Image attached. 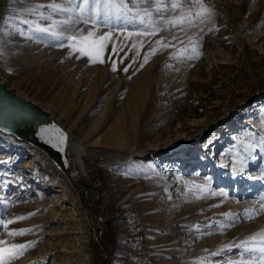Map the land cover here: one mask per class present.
I'll list each match as a JSON object with an SVG mask.
<instances>
[{
  "label": "rangeland",
  "instance_id": "374dc122",
  "mask_svg": "<svg viewBox=\"0 0 264 264\" xmlns=\"http://www.w3.org/2000/svg\"><path fill=\"white\" fill-rule=\"evenodd\" d=\"M81 7L113 34L104 63L70 47ZM0 80L71 129L108 204L96 234L52 162L0 133V248L29 245L9 264H264V0H0Z\"/></svg>",
  "mask_w": 264,
  "mask_h": 264
},
{
  "label": "water",
  "instance_id": "95a60500",
  "mask_svg": "<svg viewBox=\"0 0 264 264\" xmlns=\"http://www.w3.org/2000/svg\"><path fill=\"white\" fill-rule=\"evenodd\" d=\"M41 128L48 129V131L42 133ZM55 129H59L67 137L63 145H59V133ZM0 132L40 150L62 173L69 175L71 163L68 152L71 135L50 113L15 94L1 81Z\"/></svg>",
  "mask_w": 264,
  "mask_h": 264
},
{
  "label": "snow or ice",
  "instance_id": "6c2138e0",
  "mask_svg": "<svg viewBox=\"0 0 264 264\" xmlns=\"http://www.w3.org/2000/svg\"><path fill=\"white\" fill-rule=\"evenodd\" d=\"M83 4L85 6H87L89 4V0H83ZM178 6L179 5L177 3H173L171 5L172 8H177ZM49 7H52L53 10H59V11H65V12L71 11V9L60 8L59 5H55V4L49 5ZM85 10H86L85 7L80 8V15H81L80 22H82L85 25L91 24L92 28H89L87 30L86 35L79 36V37L78 36H72V37H68L67 39L72 41V44L70 45V47H75L77 42H79L82 46L77 47L76 50L79 51L82 56H87L91 63H104L105 61L102 58V53L107 48V44L105 43V41H110L112 39L113 34L111 32H107V33H104L103 35H100L98 37L95 36L94 30H95L96 21L92 17L85 18ZM157 10L160 11L161 9L158 7ZM146 15H149V14L146 13ZM173 23H182V21H175ZM40 30L44 31V32L48 31L47 28L40 29ZM81 31L83 32L84 30H81ZM155 34H156L155 31H152L149 33H144V32L128 33L127 35L132 36V35H155ZM157 44H160L164 47L169 46V45H165L162 40H158ZM122 50H123L122 47L118 48L117 45H115V44H113L112 49H111L113 54H118V52L122 51ZM155 51H156V49H153L152 53L154 54ZM77 58H79V57H77ZM109 59H111V57H109ZM148 59H149L148 55H145L144 62L147 63ZM121 63H123V59H121ZM142 66L143 65H141V67ZM111 67H112L113 71H117V65H116V62L114 60L111 63ZM123 70L125 72H127L128 68L125 67ZM40 131L43 133V132H47L48 129L41 128ZM55 131L57 133H59V136H58L59 145H63V143L66 141L67 137L62 132H60L59 129H55ZM61 150H62V148H61ZM261 209L264 210V205H261ZM17 219H24V217H18ZM12 223H14V221H12V220H8L7 222L0 221V224H2L3 227H5V228L8 227V225H10ZM26 231H30V230L22 229L19 232L10 231L9 235H11V236L19 235V234H23ZM261 236H262V239H264V234H261ZM252 239L254 240V239H256V237H252ZM0 244H6V242L0 241ZM28 247H29V245H27V244H12V245H9L7 247L0 248V264H9L10 260L17 259L20 255L23 254V250H27ZM258 251L261 252L262 254H264V247L259 248ZM261 259L264 260V256H262Z\"/></svg>",
  "mask_w": 264,
  "mask_h": 264
},
{
  "label": "bare ground",
  "instance_id": "6f19581e",
  "mask_svg": "<svg viewBox=\"0 0 264 264\" xmlns=\"http://www.w3.org/2000/svg\"><path fill=\"white\" fill-rule=\"evenodd\" d=\"M9 90H11V89H9ZM60 125L62 126L61 123H60ZM62 128L68 134H70V131H71L70 128H66L65 129L63 126H62ZM0 133H2V132H0ZM121 135H122V133L120 131L114 130V131L110 132V139L113 142H116L117 140L120 139ZM7 136H10V135H7ZM11 137H13V136H11ZM71 138L72 139H71V142H70V147H69V152H68V157H69L70 163H71V170L69 172V175H66V174L62 173L55 166V164L49 159V157L47 155H45L40 150H38L36 148L35 149L40 151L42 154H44L45 157L48 160H50V162H52V164L55 166L56 170H58V172H60L63 175V178L70 183L71 187L74 189V191H75V193L77 194V197H78V207H79L78 210L81 211L80 215L83 216V214H84V216H86L87 223L90 225V227L93 229V231H95V233L98 234L102 230V227H103L102 226V222H103V218L105 219L106 209L108 208V204L104 203V201L99 203V202L96 201L97 199L94 198V195L96 193L100 194V193L103 192V190L100 187H98L97 185H94V184L90 183L89 174L87 173L86 166L84 165V163L82 161V158L80 156V148H81V146L76 140H74L75 138H74L73 135H71ZM22 143H25V142H22ZM25 144H27V143H25ZM31 147L34 148L33 146H31ZM166 165L170 166V167L174 166V164L172 162H170V161H167ZM98 189H100V191ZM110 190L114 191V189H110ZM60 209L62 210V212L64 213L65 216H71L73 214V212H74L71 207L64 206V205H62L60 207ZM83 223H85V222H83Z\"/></svg>",
  "mask_w": 264,
  "mask_h": 264
},
{
  "label": "crops",
  "instance_id": "0c3cea01",
  "mask_svg": "<svg viewBox=\"0 0 264 264\" xmlns=\"http://www.w3.org/2000/svg\"><path fill=\"white\" fill-rule=\"evenodd\" d=\"M120 238H122V237H120Z\"/></svg>",
  "mask_w": 264,
  "mask_h": 264
}]
</instances>
